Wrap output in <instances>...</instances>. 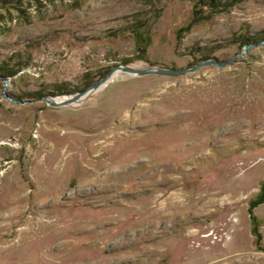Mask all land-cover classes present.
Here are the masks:
<instances>
[{
	"label": "rangeland",
	"instance_id": "374dc122",
	"mask_svg": "<svg viewBox=\"0 0 264 264\" xmlns=\"http://www.w3.org/2000/svg\"><path fill=\"white\" fill-rule=\"evenodd\" d=\"M0 264H264V0H0Z\"/></svg>",
	"mask_w": 264,
	"mask_h": 264
},
{
	"label": "water",
	"instance_id": "95a60500",
	"mask_svg": "<svg viewBox=\"0 0 264 264\" xmlns=\"http://www.w3.org/2000/svg\"><path fill=\"white\" fill-rule=\"evenodd\" d=\"M251 45H246V49H248ZM211 62H214V60L209 59L206 61H201L199 62L197 65L191 66V67H183V68H172V67H149V68H144V69H138L135 67H131V66H124V65H118L116 67L111 68L107 75L105 77H103L102 79H100L99 81L89 85L86 89L84 90H80V91H76L75 93H73L71 95V97L69 98H64V99H60V100H56L54 98V96H45L43 97L44 100L48 101L49 103L53 104V105H63V104H68L72 101L77 100L80 96L87 94L95 89H97L98 87H100L103 83L108 82L109 77L112 75V73L116 70H120L122 69L123 71H127V72H131V73H135V74H148V73H162V74H182L185 73L187 71H191V70H195L198 67L204 65V64H209Z\"/></svg>",
	"mask_w": 264,
	"mask_h": 264
},
{
	"label": "bare ground",
	"instance_id": "6f19581e",
	"mask_svg": "<svg viewBox=\"0 0 264 264\" xmlns=\"http://www.w3.org/2000/svg\"><path fill=\"white\" fill-rule=\"evenodd\" d=\"M115 72H117V70L116 71H114L113 73H112V75L115 73ZM119 72V71H118ZM112 75L110 76V78L109 79H111V77H112ZM89 93H91V92H89ZM83 96V95H82ZM82 96H80L79 98H78V100L82 97ZM66 98V97H65ZM61 99H64V98H61ZM77 100V101H78Z\"/></svg>",
	"mask_w": 264,
	"mask_h": 264
}]
</instances>
